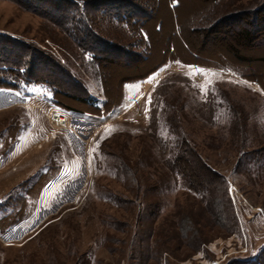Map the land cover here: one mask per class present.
Listing matches in <instances>:
<instances>
[{
    "label": "rangeland",
    "instance_id": "rangeland-1",
    "mask_svg": "<svg viewBox=\"0 0 264 264\" xmlns=\"http://www.w3.org/2000/svg\"><path fill=\"white\" fill-rule=\"evenodd\" d=\"M127 1L148 13L149 51L138 49L133 31L106 19L91 25L104 40L148 58L112 52L113 63L98 67L38 14L0 0V35L51 55L85 87L95 106L104 102L101 82L114 99L122 81L160 65L146 80L124 85L116 110L99 116L62 111L65 125L50 120L51 109L61 110L46 88L0 90V264L260 262L264 0ZM232 15L239 18H227L219 28L249 27V42H236L223 32L189 33ZM64 101L84 110L71 99ZM180 138L225 179L236 227L212 226L201 196L181 188L171 175L164 159L177 153ZM122 166L130 168L128 176ZM155 204L159 211L153 219ZM20 214L24 219L16 221ZM183 215L198 220L207 238L198 248L192 238H180ZM8 216L16 222L3 228Z\"/></svg>",
    "mask_w": 264,
    "mask_h": 264
},
{
    "label": "trees",
    "instance_id": "trees-1",
    "mask_svg": "<svg viewBox=\"0 0 264 264\" xmlns=\"http://www.w3.org/2000/svg\"><path fill=\"white\" fill-rule=\"evenodd\" d=\"M11 1L22 6L25 10L38 14L46 22L54 25L73 42L79 51L85 56H89L90 60L98 67L113 63V59H110L111 57L109 56L112 52L132 57V59L148 58V56H141V54L130 53L127 48L104 40L97 34L93 25H91V23L94 24L95 20L106 19L110 24H116L133 31L137 33V37L140 39L137 42L138 49L142 48L140 46H143V53L149 51V37L144 28V24L148 19V13L140 5L135 4V2L127 0H93L86 2L72 0ZM151 1L156 5L159 2V0ZM211 1L215 3L219 0ZM227 18L238 19L239 15L225 16L217 21H213V23L203 29H188L189 33L195 35L203 31V33L208 32L216 35L223 32L232 36L236 42H249L253 33L249 27L231 30H227L225 27L219 28L226 22ZM175 27L176 29L178 28V26ZM154 31L157 33L161 32L160 21L155 24ZM159 66H156L141 78L122 81L119 96H115L114 99H111V95L107 94V91L103 87V82H101L104 102L99 107L95 106V101L88 96L85 87L72 76L65 66L51 55L11 36L0 35V90L18 91L22 85L42 86L50 93L54 107L64 112L94 114L97 116L101 115L102 112H112L121 105L125 84L146 80ZM233 70L240 74L235 68ZM63 98L71 99L82 105L84 110L69 107L66 101L63 102ZM156 112L157 109L153 112L154 116ZM154 116L152 117L150 127L155 131ZM164 163L171 175L180 180L181 188L186 189L189 193L201 196V201L205 202L204 209L210 218L212 226L226 228L228 225H231V227H236V219L232 204L227 195L225 179L208 168L196 152L188 146L185 139H178L177 153L171 158L164 159ZM122 172L128 176L131 171L129 167L122 166ZM153 209L149 216L155 219L159 211V205L155 204ZM11 217L8 216L2 219L1 225L3 224V228L24 219V216L21 214L20 218L16 221H12L14 218ZM188 225L193 227V230H188ZM197 226H199L198 220L192 221L188 215H183V220L178 227L181 232L180 238L186 241L192 238L198 248L207 241V238L204 237L202 230ZM146 232L150 235L151 230L149 229ZM238 264H264V258L260 262H256L255 260Z\"/></svg>",
    "mask_w": 264,
    "mask_h": 264
},
{
    "label": "built area",
    "instance_id": "built-area-1",
    "mask_svg": "<svg viewBox=\"0 0 264 264\" xmlns=\"http://www.w3.org/2000/svg\"><path fill=\"white\" fill-rule=\"evenodd\" d=\"M176 65V64H174ZM147 83H143L142 84V87H146ZM49 118L50 120L55 123V124H58V125H65L67 123V118L66 116L63 114L62 111H58V110H55V109H51L50 112H49Z\"/></svg>",
    "mask_w": 264,
    "mask_h": 264
},
{
    "label": "snow or ice",
    "instance_id": "snow-or-ice-1",
    "mask_svg": "<svg viewBox=\"0 0 264 264\" xmlns=\"http://www.w3.org/2000/svg\"><path fill=\"white\" fill-rule=\"evenodd\" d=\"M197 73H201V74H203L202 73V70H195ZM203 90V89H202Z\"/></svg>",
    "mask_w": 264,
    "mask_h": 264
},
{
    "label": "crops",
    "instance_id": "crops-1",
    "mask_svg": "<svg viewBox=\"0 0 264 264\" xmlns=\"http://www.w3.org/2000/svg\"><path fill=\"white\" fill-rule=\"evenodd\" d=\"M127 85H128V84H127ZM127 85L124 87V89L127 88Z\"/></svg>",
    "mask_w": 264,
    "mask_h": 264
}]
</instances>
